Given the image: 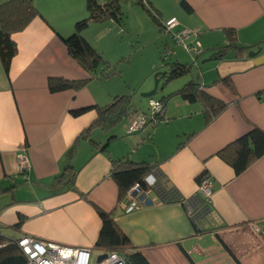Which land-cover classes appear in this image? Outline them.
I'll list each match as a JSON object with an SVG mask.
<instances>
[{"label": "crops", "instance_id": "0c3cea01", "mask_svg": "<svg viewBox=\"0 0 264 264\" xmlns=\"http://www.w3.org/2000/svg\"><path fill=\"white\" fill-rule=\"evenodd\" d=\"M135 1L121 3L120 22H90L82 35L112 69L130 62L124 57L125 36L157 41L159 48L142 68L141 80L137 74L123 76L118 67L113 75L99 71L91 76L68 54L62 38L87 15L86 0H34L38 14L11 34L16 52L7 72L0 61V238L7 242L28 234L91 247L92 254L99 255L105 252L94 246L101 228L100 209L111 214L149 264H264V155L239 174L217 155L253 127L264 131V0H143L161 21L176 17L179 28L200 29L195 73L164 85L160 79L162 88L155 98L194 80L224 107L206 121L200 102L172 95L165 99V120L126 133L131 114L148 108V99L137 92L152 89L146 77L157 69L156 51L160 57L162 47L170 46ZM227 30L237 47L206 60L228 42ZM181 50L173 48L171 57L190 64ZM50 78L85 83L50 91ZM116 95L129 97L127 112L113 126L100 128L96 107ZM81 108L86 110L71 113ZM89 134L106 149H99ZM17 153L29 159L25 172L17 168ZM116 159L157 167L185 198L197 194L196 178L208 173L212 179L208 210L193 221L183 204L158 203L151 191L147 205L125 212L127 194L119 195L111 176V160ZM70 171L74 188L56 179Z\"/></svg>", "mask_w": 264, "mask_h": 264}, {"label": "trees", "instance_id": "16d2710c", "mask_svg": "<svg viewBox=\"0 0 264 264\" xmlns=\"http://www.w3.org/2000/svg\"><path fill=\"white\" fill-rule=\"evenodd\" d=\"M124 1L127 0H106L104 2H100L99 0H86L87 15L75 22L73 32L70 35L62 38L68 54L91 76L97 75L99 71H101V74L108 75L111 70L102 54L93 48L84 38L82 31L90 22H102L109 19L120 22L122 20L121 3ZM135 2L144 9L161 32L162 22L153 7L147 5L143 0H136ZM181 4L184 8L190 9L185 2L182 1ZM37 14L38 11L34 6V0H6L0 3V61L5 72L8 71L10 61L16 52V45L11 39V34L22 30ZM227 34L228 42L224 45L217 46L213 55L220 56L225 49L233 46L237 47L235 39L231 35L232 31L227 30ZM165 47H162L161 55ZM171 48L173 49V47ZM160 58L164 65L167 66V72L161 78L162 85L182 78L190 71V64L188 63H182L175 59L167 62L168 59H163L162 56ZM222 81L232 88L228 78H223ZM84 83V81L50 78L48 80V87L50 91H57L66 88H78L84 85ZM203 90V86L199 82L196 83L194 80H190L176 91L156 99L162 103L163 109L165 107V99L172 95H179L188 102L198 101L204 109L207 121L224 107V103ZM128 105L129 97L127 95L114 96L112 102L96 107L98 113L96 123L103 129L113 126L127 112ZM85 110V108L76 109L72 110L71 113L73 115H79ZM161 116L163 117L164 114L160 115V118ZM92 126L84 130L82 137H86L83 134L88 133ZM87 138H91L90 134ZM91 139L90 141L99 145V149H106V144L100 145L94 139ZM217 155L232 167L235 174L241 173L254 160L264 155V131L258 127H253L245 135L223 147L218 151ZM111 162V176L118 185L120 196H123L135 182L141 183L149 168L144 163H135L129 160L122 161L121 159H116L111 160ZM156 175L158 176V180L154 190L157 196L162 199L163 203L181 202L182 198L185 199L186 206L193 212L191 215H188L193 221L196 216L202 215L208 210L209 206L203 201L199 192L191 198H185L158 172H156ZM200 175L196 178V181H198ZM56 179H64L70 188H74V173L72 171L62 173ZM97 213L101 219V228L94 243L96 248L118 252L124 257L127 264H149L140 252L131 246L130 241L120 231L111 214L100 209H97ZM0 244H3L0 246V264H26V259L15 242H3L0 238Z\"/></svg>", "mask_w": 264, "mask_h": 264}, {"label": "built area", "instance_id": "2783aa9c", "mask_svg": "<svg viewBox=\"0 0 264 264\" xmlns=\"http://www.w3.org/2000/svg\"><path fill=\"white\" fill-rule=\"evenodd\" d=\"M162 22V31L171 38L175 45L182 47L194 61L199 55L201 49L196 40L200 29L198 27L179 28V21L176 17H170ZM173 49L166 45L162 52L163 59H169ZM164 114L162 103L154 97L148 98V108L146 111H135L130 116V121L126 128V133H134L143 129L146 125H156L166 118L160 115ZM17 168L20 172L29 169L30 162L27 155L17 153L15 155ZM157 167L150 166L143 177L141 183L135 182L127 191L128 202L124 207L125 212H130L147 205L149 201V192H154L158 203H163L154 190L158 176ZM197 190L203 201L209 204L212 197V179L208 173H202L197 181ZM186 207V212L191 215L193 212L185 204V199L181 202ZM20 249V252L26 259V264H127L124 257L116 251H105L106 254L99 262L92 261L91 247H72L62 245L53 241H47L38 237L24 234L16 240H12ZM3 244H0L2 246ZM102 254V253H101Z\"/></svg>", "mask_w": 264, "mask_h": 264}, {"label": "rangeland", "instance_id": "374dc122", "mask_svg": "<svg viewBox=\"0 0 264 264\" xmlns=\"http://www.w3.org/2000/svg\"><path fill=\"white\" fill-rule=\"evenodd\" d=\"M123 17V16H122ZM159 31V30H158ZM140 32L141 33H143V31H142V29H140ZM146 33V32H145ZM159 33V32H158ZM165 34V33H164ZM165 36H166V39L170 42V46L171 47H173V48H175V47H178V49L179 50H183V51H185L183 48H181L180 46H178V45H175L173 42H172V40H171V38L168 36V34H165ZM140 38H142V39H139V40H137L136 38H134L133 36H125V38L123 39V43H124V52L126 53L125 55H124V57H125V61H128V59L130 58V62H129V64L128 63H126V64H128V66H126V67H123L122 69H123V76H135L136 74V76H138L139 75V77H138V79L137 80H139L140 79V73L142 72V68H144V65L146 64V61H148L149 60V58L152 56V55H155V47H156V50H157V47L159 48V46H157V41L155 42V43H150V42H148V40H146V39H144L143 37H142V35L140 36ZM158 44H159V42H158ZM181 50V51H182ZM186 54L189 56V60H190V71H189V73H187L188 75L190 74V72H193V73H195V70H196V68H195V66H194V64H193V60H192V58L190 57V55L186 52ZM186 55V57L188 58V56ZM160 56H162L161 55V52H160ZM155 57H157V61H158V64H157V69L154 71V72H152L150 75H148L146 78H147V80H148V83H150L151 82V86L153 87V85H154V81H155V77H154V75H155V73L156 72H161V71H165L166 70V65H164V63H163V61H162V59H160V57H159V55L157 54V51H156V56ZM199 58V57H198ZM175 59V55H172V57H170V59H168V61L167 62H169L170 60H174ZM201 60L202 59H200L199 58V63L201 64ZM120 62H118L117 64H119ZM124 66V65H123ZM118 66L116 65L115 66V70H117L116 68H117ZM120 68L118 67V70H119ZM122 69H120V70H122ZM110 73H109V75H113L114 74V69H112V68H110ZM186 74V75H187ZM194 77H195V75H194ZM134 78V77H133ZM136 78V77H135ZM178 79H182V78H178ZM141 80V79H140ZM177 81V80H176ZM139 82H141V81H139ZM161 82V81H160ZM151 87V88H152ZM160 88L158 87V90H157V92L153 95V97H158L159 95H160ZM138 93V95L141 97V91H138L137 92ZM143 100H146V99H148V97H141ZM98 255L97 254V251H96V253H93L92 254V261H95L96 260V256Z\"/></svg>", "mask_w": 264, "mask_h": 264}, {"label": "water", "instance_id": "95a60500", "mask_svg": "<svg viewBox=\"0 0 264 264\" xmlns=\"http://www.w3.org/2000/svg\"><path fill=\"white\" fill-rule=\"evenodd\" d=\"M219 58L218 55H215L213 57L207 58L206 60H210V59H217ZM167 70L165 71H161V72H156L154 77L156 78L154 81V85L152 87V89H150L149 91L146 92H142L141 93V97H153V95L157 92L158 87L161 89L162 85H159L160 79L162 78V76H164L166 74ZM106 256L105 253L99 254L96 257V262H99L102 258H104Z\"/></svg>", "mask_w": 264, "mask_h": 264}]
</instances>
